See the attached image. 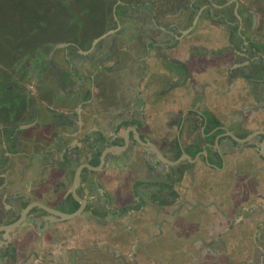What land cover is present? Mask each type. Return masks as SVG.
Masks as SVG:
<instances>
[{
  "label": "flooded vegetation",
  "instance_id": "1",
  "mask_svg": "<svg viewBox=\"0 0 264 264\" xmlns=\"http://www.w3.org/2000/svg\"><path fill=\"white\" fill-rule=\"evenodd\" d=\"M86 3L0 51V264H264V0Z\"/></svg>",
  "mask_w": 264,
  "mask_h": 264
},
{
  "label": "rangeland",
  "instance_id": "2",
  "mask_svg": "<svg viewBox=\"0 0 264 264\" xmlns=\"http://www.w3.org/2000/svg\"><path fill=\"white\" fill-rule=\"evenodd\" d=\"M65 2L66 0H0V51H5L7 45L18 38L25 40L30 35H42L44 30L51 29L45 26L46 23L54 24L50 21L86 17L82 9V4H87L86 0L83 3L81 0H72L70 5H65ZM41 30L43 31L40 32ZM1 90L3 84L0 82V92ZM157 253L160 255V252Z\"/></svg>",
  "mask_w": 264,
  "mask_h": 264
},
{
  "label": "crops",
  "instance_id": "3",
  "mask_svg": "<svg viewBox=\"0 0 264 264\" xmlns=\"http://www.w3.org/2000/svg\"><path fill=\"white\" fill-rule=\"evenodd\" d=\"M79 252V251H76V253ZM61 255L63 258H70L72 256V251H66V250H62L60 251ZM82 253V252H81ZM86 253V252H85ZM109 254L107 255L106 252L102 254L101 253H94L92 251H88V255L87 257L90 258V259H97V260H101L103 259L104 256H106L108 258V261L110 262V264H114V262H112V260L114 259V257L117 258H120V252H114V251H110L108 252ZM125 253V254H124ZM129 254H131V252L129 251H126V252H123V255L124 257L126 258L127 256H129ZM126 255V256H125ZM159 255V254H158ZM118 264V263H117Z\"/></svg>",
  "mask_w": 264,
  "mask_h": 264
},
{
  "label": "water",
  "instance_id": "4",
  "mask_svg": "<svg viewBox=\"0 0 264 264\" xmlns=\"http://www.w3.org/2000/svg\"><path fill=\"white\" fill-rule=\"evenodd\" d=\"M66 219H70V217L69 218L67 217Z\"/></svg>",
  "mask_w": 264,
  "mask_h": 264
},
{
  "label": "trees",
  "instance_id": "5",
  "mask_svg": "<svg viewBox=\"0 0 264 264\" xmlns=\"http://www.w3.org/2000/svg\"><path fill=\"white\" fill-rule=\"evenodd\" d=\"M29 10V9H28ZM30 11V10H29ZM31 12V11H30Z\"/></svg>",
  "mask_w": 264,
  "mask_h": 264
}]
</instances>
